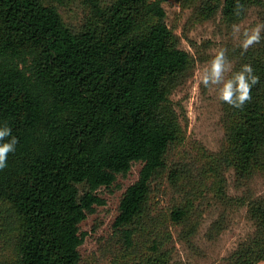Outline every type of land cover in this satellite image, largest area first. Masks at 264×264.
<instances>
[{
    "label": "trees",
    "instance_id": "1",
    "mask_svg": "<svg viewBox=\"0 0 264 264\" xmlns=\"http://www.w3.org/2000/svg\"><path fill=\"white\" fill-rule=\"evenodd\" d=\"M87 2L89 18L74 30L45 0H0V130L11 129L0 144L18 140L0 170V204L16 221V264H83L80 225L101 204L98 191L134 163L143 167L114 226L130 247L141 227H157L150 195L180 136L169 97L191 58L161 0ZM254 4L263 31L238 52L232 79L250 65L259 80L241 108L223 102L229 146L210 156L212 172L232 169L241 182L264 173V0H226L223 8L235 23ZM247 207L256 231L231 264L264 261V196ZM189 213L173 208L167 220L186 225ZM168 240L144 241L143 264H172Z\"/></svg>",
    "mask_w": 264,
    "mask_h": 264
},
{
    "label": "rangeland",
    "instance_id": "2",
    "mask_svg": "<svg viewBox=\"0 0 264 264\" xmlns=\"http://www.w3.org/2000/svg\"><path fill=\"white\" fill-rule=\"evenodd\" d=\"M45 1L55 6L74 30H80L89 18L88 0ZM161 1L167 25L179 48L189 53L191 63L184 77L172 86L169 97L180 136L170 150L165 176L153 184L150 195L157 227H141L135 245L130 247L114 226L123 196L137 182L143 167L142 163H134L126 176L119 175L113 186L98 191L101 204L95 205V211L80 225L83 264H143L148 257L144 241L150 245L153 239L162 237L169 239L165 246L172 264H231L233 254L256 231L247 203L264 196V173L249 182L238 180L232 169H219L216 175L210 156L223 153L229 146L220 90L232 79L237 54L245 49L244 33L251 34L261 26V35L263 9L254 4L241 20L231 23L223 13L226 0ZM221 53L222 83L209 81L206 86L204 76L211 74L212 62ZM1 205L0 264H16V221ZM185 205L191 214L188 224L178 226L167 220L173 208Z\"/></svg>",
    "mask_w": 264,
    "mask_h": 264
},
{
    "label": "clouds",
    "instance_id": "3",
    "mask_svg": "<svg viewBox=\"0 0 264 264\" xmlns=\"http://www.w3.org/2000/svg\"><path fill=\"white\" fill-rule=\"evenodd\" d=\"M260 29L261 26H257L253 29L251 34L245 32V40L243 47L247 49L254 43L260 41ZM224 71V56L221 53L212 62L211 74L204 76L203 83L207 86L209 81L212 84L222 83V73ZM253 69L250 65H245L243 70L236 74L233 79L223 83V87L220 90V99L236 108H241L245 102L251 100V87L258 83L259 78L252 75ZM250 81V82H249ZM11 135L10 128H4L0 130V141H3L6 137ZM18 143L17 138L13 137L10 142L0 144V170L7 167V159L9 153L15 151V146Z\"/></svg>",
    "mask_w": 264,
    "mask_h": 264
}]
</instances>
